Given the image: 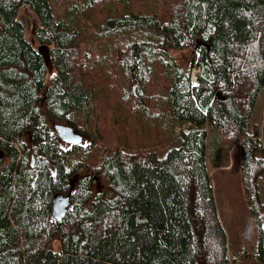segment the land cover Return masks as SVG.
<instances>
[{
    "label": "trees",
    "instance_id": "1",
    "mask_svg": "<svg viewBox=\"0 0 264 264\" xmlns=\"http://www.w3.org/2000/svg\"><path fill=\"white\" fill-rule=\"evenodd\" d=\"M81 1L92 12L106 0ZM23 5L38 21L31 40L17 18ZM74 7L58 17L51 0H0V264H237L243 254H230L237 242L219 219L206 163L212 134L238 150L248 209L257 214L264 144L249 124L264 88V0H172L159 17L131 12L101 21L96 41L136 27L153 32L158 45L148 46L163 60L192 50L185 67L165 57L170 114L178 127L189 126L162 157L116 150L91 167L72 160L49 126H75L72 113L94 96L97 60L91 65V54L77 51ZM94 177L107 182V198L92 189ZM69 192L71 207L58 224L51 199ZM259 242L264 264L262 233Z\"/></svg>",
    "mask_w": 264,
    "mask_h": 264
},
{
    "label": "rangeland",
    "instance_id": "2",
    "mask_svg": "<svg viewBox=\"0 0 264 264\" xmlns=\"http://www.w3.org/2000/svg\"><path fill=\"white\" fill-rule=\"evenodd\" d=\"M51 3H54V12L58 17L75 5L71 16L76 15L82 33L77 51L79 49L82 54L89 52L91 65L93 57L97 60L93 64L90 82L94 96L84 110L74 111L71 116L75 127L87 137L88 143L82 149L63 147L71 151L70 158L91 167L116 150L154 151L162 157L168 150L177 147L181 130L177 131V124L170 114L171 67L167 60L172 58L176 65L185 67L192 50L170 51L165 56L167 60L165 57L163 60L156 47L148 46L152 42L158 45L153 32L136 27L113 33L105 31L99 36L100 41L95 40L101 21L127 16L131 12L159 17L170 11L172 0H106L94 3L92 12H89L90 8H84L81 0H51ZM17 18L25 37L31 40L38 27L36 16L23 5L17 12ZM135 54H139L136 71L130 66ZM123 58L129 64L128 68L121 64ZM59 123L62 122L54 120L49 126ZM253 130L257 131L259 141L264 144V88L256 98L250 118L249 132ZM23 141H26L25 137ZM208 147L206 164L216 210L227 238L237 242L236 245H229L230 254H243L237 264H261L256 252L260 247V233L264 235V175L257 180L260 207L254 214L248 209L238 150L232 152L233 147L230 149L228 145L219 143L215 134L209 137ZM94 183L97 188L92 186V189L107 198L109 190L104 178L95 179Z\"/></svg>",
    "mask_w": 264,
    "mask_h": 264
},
{
    "label": "water",
    "instance_id": "3",
    "mask_svg": "<svg viewBox=\"0 0 264 264\" xmlns=\"http://www.w3.org/2000/svg\"><path fill=\"white\" fill-rule=\"evenodd\" d=\"M204 46L205 44L202 43ZM41 50V47L38 48V51ZM45 55H47V51L44 52ZM53 130L57 134L58 138L65 142L72 145L78 144L81 141V136L79 133L76 132L75 129H73L70 126L67 125H61V124H54L52 126ZM34 164V158L31 157V165ZM95 177L93 178V181H95ZM71 207V194L70 192L67 194H57L54 197H52L50 202V216L53 221H55L58 224H61L66 215L68 214V211Z\"/></svg>",
    "mask_w": 264,
    "mask_h": 264
},
{
    "label": "flooded vegetation",
    "instance_id": "4",
    "mask_svg": "<svg viewBox=\"0 0 264 264\" xmlns=\"http://www.w3.org/2000/svg\"><path fill=\"white\" fill-rule=\"evenodd\" d=\"M59 124L67 125V126H68V124H66V123H64V122L59 123ZM71 127H72L73 129H75L77 133L80 134V136H81V141H80V143L75 144V145H72V144H69V143H65V142H63V141H61V140L59 139V140H60V143L62 144L63 147H66V148H69V149H82V148H84V147L87 145V143H88L87 137H85L84 134L82 133V131H80L77 127H75V126H71ZM52 129H53V128H52ZM54 132H55V131H54ZM97 180H98V179H97ZM93 184H94V187L97 188L96 184H95V183H93Z\"/></svg>",
    "mask_w": 264,
    "mask_h": 264
},
{
    "label": "built area",
    "instance_id": "5",
    "mask_svg": "<svg viewBox=\"0 0 264 264\" xmlns=\"http://www.w3.org/2000/svg\"><path fill=\"white\" fill-rule=\"evenodd\" d=\"M196 72H198V70H192V73H191V80H192V84L193 85H197V81H196ZM186 126H189V124H187V125H185V126H183V127H186ZM175 127H177V131L179 132L180 130H181V128L180 127H178V126H175Z\"/></svg>",
    "mask_w": 264,
    "mask_h": 264
}]
</instances>
